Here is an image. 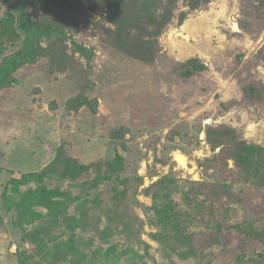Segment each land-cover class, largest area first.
Listing matches in <instances>:
<instances>
[{"label": "rangeland", "instance_id": "374dc122", "mask_svg": "<svg viewBox=\"0 0 264 264\" xmlns=\"http://www.w3.org/2000/svg\"><path fill=\"white\" fill-rule=\"evenodd\" d=\"M27 10L45 32L0 90V264H264V0ZM22 43L0 28V63ZM38 186L63 208L19 223L8 199Z\"/></svg>", "mask_w": 264, "mask_h": 264}, {"label": "trees", "instance_id": "16d2710c", "mask_svg": "<svg viewBox=\"0 0 264 264\" xmlns=\"http://www.w3.org/2000/svg\"><path fill=\"white\" fill-rule=\"evenodd\" d=\"M54 1L59 0H4L8 9L4 14L3 22H0V28L3 32L12 34L14 38H22L23 43L16 53L5 57L0 63V90L5 85L14 82L13 73L18 68L31 62L36 54L41 35L43 31L45 32L44 28L33 19L27 7L32 4ZM40 178H42L41 175L39 180ZM17 185L19 184L16 183L14 186ZM15 193H17V196L15 195L17 198L11 196L8 200L17 214L19 223H31L35 217H40V213L33 210L35 206L44 207L53 213L63 208L61 203L53 199L59 195V192L47 190L43 186L24 193L15 190Z\"/></svg>", "mask_w": 264, "mask_h": 264}, {"label": "bare ground", "instance_id": "6f19581e", "mask_svg": "<svg viewBox=\"0 0 264 264\" xmlns=\"http://www.w3.org/2000/svg\"><path fill=\"white\" fill-rule=\"evenodd\" d=\"M174 159H175V161L179 164V166H180V165H181V167H182V166H186V162H187V160H186L185 156H183L182 154L176 152V153L174 154ZM186 170H187V169H186ZM190 173H191V172H190ZM195 178H196V176H195Z\"/></svg>", "mask_w": 264, "mask_h": 264}, {"label": "water", "instance_id": "95a60500", "mask_svg": "<svg viewBox=\"0 0 264 264\" xmlns=\"http://www.w3.org/2000/svg\"><path fill=\"white\" fill-rule=\"evenodd\" d=\"M120 151V149L118 148V152Z\"/></svg>", "mask_w": 264, "mask_h": 264}]
</instances>
